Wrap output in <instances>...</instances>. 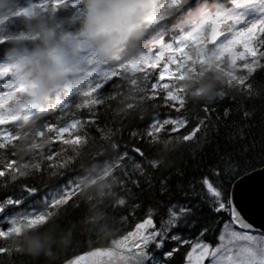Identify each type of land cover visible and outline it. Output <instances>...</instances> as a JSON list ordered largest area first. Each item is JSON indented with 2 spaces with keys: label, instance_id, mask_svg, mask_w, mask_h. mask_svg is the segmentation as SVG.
Here are the masks:
<instances>
[{
  "label": "snow or ice",
  "instance_id": "obj_1",
  "mask_svg": "<svg viewBox=\"0 0 264 264\" xmlns=\"http://www.w3.org/2000/svg\"><path fill=\"white\" fill-rule=\"evenodd\" d=\"M72 6L69 0L46 3V9L56 11ZM153 8L150 22L159 27L158 38L128 66V80L119 71L97 69L86 85L68 88L47 106L35 107L20 99L23 85L0 63V264H61L60 251L85 232L106 246L63 264H175L174 253L184 245L183 264H264V234H253L256 229L249 222L250 215L258 214V226L264 228V151L258 159L247 158V145L217 153L206 172L186 188L177 183L183 199L173 194L167 176L158 180V197L147 203L140 198L142 185L153 187V171L164 164L170 149L203 141L220 125L230 142L237 137L243 141L240 121L253 117L258 97L264 101V0H154ZM30 12L25 7L12 19ZM146 69H158V74ZM114 77L123 84L113 81L114 91L107 95L99 91ZM126 86L128 92H122ZM226 94L236 107L220 113L209 101ZM189 97L197 106L203 102V114H197L190 128L182 112ZM117 99L119 126L108 120L98 123L101 108ZM147 102L153 109L151 122L139 130L128 127L125 139L123 120L138 107L142 112ZM73 107L86 109L87 116L76 117ZM57 109V121L70 113L72 118L63 123L42 119ZM180 129L185 131L171 135ZM89 158L94 162L87 174L74 176L77 162L83 167ZM82 198L88 210L77 220L73 210L80 208ZM138 211L143 213L139 219ZM129 216L135 220L131 230L114 234L111 229ZM217 225L219 243L211 246L202 238ZM185 229L190 231L182 235ZM27 232L34 234L30 252L19 243ZM165 241L175 246L165 251Z\"/></svg>",
  "mask_w": 264,
  "mask_h": 264
},
{
  "label": "clouds",
  "instance_id": "obj_2",
  "mask_svg": "<svg viewBox=\"0 0 264 264\" xmlns=\"http://www.w3.org/2000/svg\"><path fill=\"white\" fill-rule=\"evenodd\" d=\"M16 0H0V13ZM154 0H72L61 11L30 12L24 28L0 33V63L9 66L24 91L20 99L45 107L68 88L87 84L94 70L119 71L142 55V41L151 30ZM136 79H139L136 77ZM47 227L41 229L46 231ZM34 234L19 237L25 251Z\"/></svg>",
  "mask_w": 264,
  "mask_h": 264
},
{
  "label": "trees",
  "instance_id": "obj_3",
  "mask_svg": "<svg viewBox=\"0 0 264 264\" xmlns=\"http://www.w3.org/2000/svg\"><path fill=\"white\" fill-rule=\"evenodd\" d=\"M25 21V20H24ZM151 74V73H150ZM137 76H142V73H139ZM113 81H120L119 77L113 78L104 85V88L99 90L104 92L106 95L110 94L114 91L112 88ZM151 83V81L149 82ZM130 86L123 87L121 89L122 92L127 93L128 88ZM219 88V86H218ZM225 92H228V89L225 87ZM74 99V98H70ZM214 101V102H213ZM213 101H209L213 107H216L217 111L222 113L224 107H236V102L226 94L223 98L216 96L213 97ZM119 106V100H110L107 101L106 104L100 110V119L98 123L103 125L106 120L112 121L113 124L119 126L120 124V114L116 112L117 107ZM203 106V102H199V106L192 102L191 97H189V103L187 105V111L182 112L189 118V125L188 127H192L197 120V114L202 115L203 113L200 112V107ZM248 105H246L247 107ZM254 115L248 121H240V127L243 128L245 133L244 139L242 142H239V137H237V142L233 143L230 142L227 135V130L224 128L223 125H220L216 128H212L207 134L204 136L203 141L200 142H189L191 144L190 147H184L183 145H178L175 149H170L167 153V158L164 161V164L160 167L159 170L153 171V187L148 188L147 185H142L144 187V192L140 193V198L144 200L146 203L148 202L150 197H158V180L161 176H167L169 178V186L174 195L178 198L183 199L179 193L176 191L177 183H180L184 188L187 187L190 180L194 177H198L202 172H206L207 167L209 164L214 160V157L217 153H224V152H232L233 149H241L242 145H247L249 147V151L246 153L247 158L253 159L259 158L264 149H262V145H264V101H262L259 97L254 101ZM67 111V110H66ZM161 116H163V109H159ZM72 113L75 114L78 118H85L87 116L86 109L76 110L74 107L72 108ZM72 113L61 117L59 121L55 119V117L59 114V109L55 112H50L46 114V117H42V119H46V122L49 123H63L66 120L72 118ZM153 115V109L151 107V102H147L143 105V111L141 112V108H137L133 116L129 118H125L123 120V124L125 125L124 128V137L125 139L128 136V127L135 128L137 130L146 127L147 123L151 122V117ZM171 115H176L175 112H172ZM114 116L116 117L114 119ZM235 119L239 120V114L237 113L234 117ZM39 124V121H37ZM245 123L247 127H245ZM11 127V126H9ZM95 132V129L91 130ZM185 129H180L177 133H172V136H177L183 133ZM201 133H197V136H200ZM40 138H37L39 140ZM18 143V142H14ZM140 144H143V141H139ZM255 145V147H252ZM55 147V145H54ZM47 150V146L45 149ZM2 151V150H0ZM155 151V150H153ZM13 159H17L18 157H12ZM91 158L85 162L84 166L82 167L79 162L76 164V172L73 175H84L86 174V168L91 167ZM239 171V169H237ZM227 183V182H226ZM231 187V185H227ZM116 186H114L115 188ZM133 191H137L133 186ZM11 194V190L9 191ZM3 195V191L0 190V196ZM87 201L81 199L80 208L78 210H73V214L75 218L78 220L79 216L82 212L87 211ZM111 213V210H108ZM120 215H127L126 212H121ZM143 215L142 212H137V219H139ZM118 220V216H117ZM223 221H221L222 223ZM135 223V220L129 216L127 222L121 224L119 222L116 223L115 227L111 229L114 234H118L123 231L131 230ZM220 225L216 226L214 231L210 233H206L205 237L210 240H214L216 233L218 232V228ZM189 229H185L182 232V235H187ZM196 233H193L189 238L195 237ZM4 243L3 240H0V244ZM106 246L104 241L98 239L95 234H92L91 238L89 237L88 233H77L75 240L72 244H70L66 249L60 251L59 259L62 263L64 259H69L77 254L86 252L90 249L95 247H103ZM184 248L179 250L177 253H174V260L175 262L181 261L182 254Z\"/></svg>",
  "mask_w": 264,
  "mask_h": 264
},
{
  "label": "water",
  "instance_id": "obj_4",
  "mask_svg": "<svg viewBox=\"0 0 264 264\" xmlns=\"http://www.w3.org/2000/svg\"><path fill=\"white\" fill-rule=\"evenodd\" d=\"M234 203H235V201H234ZM249 222L250 223H253L254 229H256L257 231L264 232V228H260L258 226L259 225V215L258 214H256V215H250Z\"/></svg>",
  "mask_w": 264,
  "mask_h": 264
},
{
  "label": "rangeland",
  "instance_id": "obj_5",
  "mask_svg": "<svg viewBox=\"0 0 264 264\" xmlns=\"http://www.w3.org/2000/svg\"><path fill=\"white\" fill-rule=\"evenodd\" d=\"M39 1L41 2L42 0H39ZM34 5H35V3L32 4V1H29V2H27V5H25V6H17V7L15 8V11H14L13 13L10 12L11 14H8V15H13L14 13H17V12L21 11V10H22L23 8H25V7H32V8H33ZM157 38H158V37H157ZM157 38H156V39H157ZM156 39H155V40H156ZM155 40H154V41H155ZM0 87H2V84H0ZM5 90H6V89H5Z\"/></svg>",
  "mask_w": 264,
  "mask_h": 264
},
{
  "label": "flooded vegetation",
  "instance_id": "obj_6",
  "mask_svg": "<svg viewBox=\"0 0 264 264\" xmlns=\"http://www.w3.org/2000/svg\"><path fill=\"white\" fill-rule=\"evenodd\" d=\"M193 238H194V237H193ZM203 239H205L206 242L209 243L210 245L213 244V241H214V240H210V239H207V238H203ZM183 248H188V245H184ZM182 256H184V254H182ZM181 260H183V257H182Z\"/></svg>",
  "mask_w": 264,
  "mask_h": 264
}]
</instances>
